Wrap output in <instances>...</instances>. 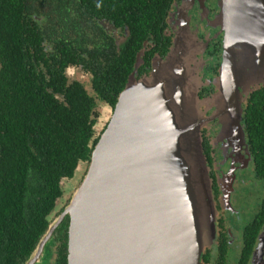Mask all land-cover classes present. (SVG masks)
<instances>
[{"label": "flooded vegetation", "instance_id": "flooded-vegetation-1", "mask_svg": "<svg viewBox=\"0 0 264 264\" xmlns=\"http://www.w3.org/2000/svg\"><path fill=\"white\" fill-rule=\"evenodd\" d=\"M11 3L20 8V20L7 21L8 10L15 14L7 7ZM222 3L223 0H0V111H5L6 119L12 116L11 123L29 126L28 136L33 139L31 129H37L38 123L36 119L24 122L15 118L17 110L21 115L30 114L18 101H24V95L32 89L45 101L54 104L56 98L68 107L78 82L97 101L93 140H99L116 107L97 94L106 89L104 80H117L134 50L125 86L133 74L137 79L151 75L155 60L166 59L175 40L186 31L195 42L193 67L203 81L199 89L203 152L217 209L216 238L205 248L202 264H264V144L251 141L246 120L252 93L260 91L264 110V84L253 85L254 90L243 102L245 139L237 135L231 138L228 132H233L228 130L222 106L215 99L219 87L214 80L221 74L226 39ZM75 36L79 40L75 41ZM26 59L32 62L25 63ZM96 75L103 84L96 81ZM26 76L31 78L25 81ZM240 91L244 94L242 87ZM4 128L5 125L0 130L4 132ZM90 161L91 158L80 161L74 175L62 181L76 178L80 165L87 163L89 167ZM0 179H4L1 174ZM62 196L47 215L48 227L61 218L69 203L54 217ZM69 226L70 216L65 215L47 239L46 231L39 237L32 254L42 243L43 250L35 264H64V257L68 264ZM6 227L0 225V236L7 239L11 229Z\"/></svg>", "mask_w": 264, "mask_h": 264}, {"label": "water", "instance_id": "water-1", "mask_svg": "<svg viewBox=\"0 0 264 264\" xmlns=\"http://www.w3.org/2000/svg\"><path fill=\"white\" fill-rule=\"evenodd\" d=\"M222 10L226 39L215 99L229 136L245 139L243 102L253 85L264 84V0H223ZM194 44L185 31L151 75L133 74L120 93L81 185L46 231L44 239L70 216L68 264H202L216 238L217 209ZM42 250L43 243L27 264Z\"/></svg>", "mask_w": 264, "mask_h": 264}, {"label": "trees", "instance_id": "trees-1", "mask_svg": "<svg viewBox=\"0 0 264 264\" xmlns=\"http://www.w3.org/2000/svg\"><path fill=\"white\" fill-rule=\"evenodd\" d=\"M7 7L15 11L8 10L7 21L20 20L17 4ZM76 40L79 37L75 36ZM134 58L135 50L128 55V65L118 79L104 80L106 89L97 93L112 106L125 86ZM28 62L32 61L26 59ZM30 78L26 76L25 81ZM95 79L103 84L99 75ZM32 92L18 101L30 114L21 115L17 110L15 118L24 122L36 119L38 128L31 129L35 138L28 136L29 126L11 123L12 116L6 119L5 111H0V127L5 125L4 132L0 130V174L4 177L0 179V225L11 229L7 239L0 236V264H25L30 258L37 240L47 231V215L63 195L62 179L72 177L80 161L91 158L98 142L93 140L97 101L83 85L75 82L68 107L56 98L51 104ZM263 111L260 91H256L250 95L246 113L250 138L256 144H264Z\"/></svg>", "mask_w": 264, "mask_h": 264}, {"label": "rangeland", "instance_id": "rangeland-1", "mask_svg": "<svg viewBox=\"0 0 264 264\" xmlns=\"http://www.w3.org/2000/svg\"><path fill=\"white\" fill-rule=\"evenodd\" d=\"M196 54H197V51H196ZM195 57H194V59H195ZM196 71L198 72V70H196ZM198 74H199V72H198ZM202 83H203V81H202ZM201 84H200V87H201ZM200 87H199V89H200ZM104 120H106V119H102V121H104ZM87 167H88V164L87 163H85L84 165L83 164L80 165V172L77 171L76 174H75V177L76 178L66 180L65 182L62 181V186H63L64 193H63V196L58 200L57 207H56V209L54 211V214H53L54 217H56V215L58 214V212H60L62 210V208L68 202L70 203V200H71L73 194L75 193V191L77 190V188L80 186L81 182L83 181V179L85 177L86 171L88 170ZM78 173H79V176H77Z\"/></svg>", "mask_w": 264, "mask_h": 264}, {"label": "bare ground", "instance_id": "bare-ground-1", "mask_svg": "<svg viewBox=\"0 0 264 264\" xmlns=\"http://www.w3.org/2000/svg\"><path fill=\"white\" fill-rule=\"evenodd\" d=\"M229 37H230V34H229V32H228V36H227V39H229Z\"/></svg>", "mask_w": 264, "mask_h": 264}]
</instances>
